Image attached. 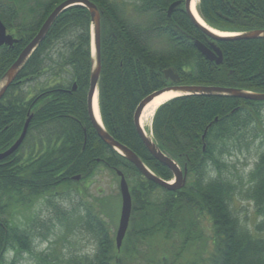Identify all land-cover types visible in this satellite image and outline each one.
Instances as JSON below:
<instances>
[{"label": "trees", "instance_id": "16d2710c", "mask_svg": "<svg viewBox=\"0 0 264 264\" xmlns=\"http://www.w3.org/2000/svg\"><path fill=\"white\" fill-rule=\"evenodd\" d=\"M62 1L0 0V20L22 38L0 49V79ZM90 1L100 11L102 123L160 178L169 180L172 173L143 145L133 114L142 99L170 83L163 75L166 68L179 75L180 84L264 93V38L216 41L223 57L216 64L194 46V40L205 45L213 40L195 26L183 3L167 16L168 6L178 0ZM197 10L218 31L264 30V0H199ZM90 38L88 10H63L18 77L31 74L47 58L48 64L59 63L63 78L75 76L81 92H56L45 102L35 100L39 93L29 97V91L22 94L11 85L0 103V153L16 141L31 114L20 147L0 160V264H15L23 253L31 254L36 233L44 232L40 237L47 239L57 224L65 233L89 237L94 246L90 253L61 254L56 263L50 253L40 254L43 264H264V101L182 95L160 105L151 123L153 141L187 169L182 188L165 189L105 144L87 121L82 95L92 65ZM256 141L258 152L248 173L230 172V156ZM100 167L115 178L121 171L129 187L131 216L119 249L112 232L118 218L115 199L92 196L85 186ZM72 195L74 204L60 208L59 200ZM238 197L253 206L252 227L235 210ZM35 202H43L47 219L31 214ZM19 206L29 216L17 215Z\"/></svg>", "mask_w": 264, "mask_h": 264}, {"label": "water", "instance_id": "95a60500", "mask_svg": "<svg viewBox=\"0 0 264 264\" xmlns=\"http://www.w3.org/2000/svg\"><path fill=\"white\" fill-rule=\"evenodd\" d=\"M193 0H178L172 2L167 9V16H170L172 10L179 6L182 2L184 4V9L188 16L191 18L192 22L195 24L197 28H199L202 32H204L212 42L208 43V46L204 45L198 40H194V45L196 49L209 61L215 62L216 64H221L223 57L220 48L215 44L216 41L223 40H235V39H256V38H264V30H250L241 33H226L215 30L208 25L198 22L194 15L191 12ZM80 5L85 7L90 15V46H91V72L89 78V89L87 93V106L90 115V119L92 122V126L98 135V137L107 144L110 148L115 150L120 155L124 156L130 163H132L135 168L139 170L143 177L146 179L156 183L157 185L168 189V190H178L182 188L186 183V175L187 169H181L180 166L174 161L169 155L161 151L158 146L154 143L151 136H147L140 124V118L145 106L156 96L160 95L166 91H173L179 93L177 96L182 95H229L237 98H243L248 100L255 101H264V93H253L249 91H245L242 89L236 88H225V87H215V86H202V85H180L175 84L171 86H167L156 90L145 97L143 100L139 102L137 105L134 114L133 121L136 128V131L147 149L150 155L165 165L172 173L173 179L170 181H166L157 175H155L143 162L142 160L127 146L119 143L114 140L110 134L105 130L101 119L96 120L93 111V102L94 97L97 95V85L98 79L100 75L101 69V61H100V13L97 9V6L92 3L90 0H64L60 4H58L52 12L47 16L36 35L33 39L26 45V47L20 52L17 59L11 64V66L6 70L0 79V99L3 96L4 92L14 80L16 74L19 72L29 55L36 48V46L40 43V41L45 36L49 27L51 26L54 19L58 16L60 12L65 10L68 7ZM201 18V17H200ZM17 40L14 39L11 35L6 33V28L3 23L0 21V46L1 45H12ZM164 77L170 79L171 81L178 82L179 77L177 73H175L171 68H167L163 71ZM176 97V96H175ZM31 116H29L23 126L22 132L17 140L4 152L0 153V160L8 157L13 152H15L20 144L22 143L27 128L30 122ZM116 174L119 177V193H120V211H119V219L117 224V230L115 233V243L117 249L120 248L125 233L129 226V220L131 215L132 201L129 192V187L126 182V179L121 171H116ZM80 176H73V179H79ZM174 181V182H173ZM173 182V183H172Z\"/></svg>", "mask_w": 264, "mask_h": 264}, {"label": "rangeland", "instance_id": "374dc122", "mask_svg": "<svg viewBox=\"0 0 264 264\" xmlns=\"http://www.w3.org/2000/svg\"><path fill=\"white\" fill-rule=\"evenodd\" d=\"M3 1V0H1ZM131 12L134 14L132 7H129ZM132 8V9H131ZM28 84H22L20 86L21 93L28 92ZM29 93V92H28ZM151 123V122H150ZM150 127V126H149ZM150 130V128H147ZM255 145L250 149H243L241 152H237L235 155L230 156V172H236L238 176H242L248 173V171L253 167L256 154L258 152L257 146L260 142L256 141ZM256 146V147H255ZM234 167V170H233ZM86 183L88 185V191L90 195L97 196L100 198L113 197L115 199L114 211L113 215L115 216L118 211H120V194H119V178H115L112 172L109 170L100 167L97 173L92 177L91 180ZM119 194V197H118ZM72 199L69 200H59L60 208L69 209L71 205L75 202V197L72 195ZM119 202V203H118ZM119 205V210H118ZM235 210L237 214L242 218L246 219L248 226L252 227L253 222H255L253 216V206L247 201L243 200V198L238 197L234 201ZM29 216V211L23 209L22 206L17 207V215L23 214ZM31 214L37 215L45 219L48 215V210H44L43 202H35L31 208ZM22 217V215L20 216ZM47 219V218H46ZM118 223V218L115 224V227L112 228V232L116 231ZM44 232L36 233L39 238H36L34 241V248L32 253H23L20 257L17 258L15 264H43L39 260L40 254H48L50 253V258L53 263H56L55 258L59 257V259L64 258V254L69 253H90V249L93 248L94 243L90 240L89 237L85 235H79L78 233L68 234L65 233V230L62 226L54 225L52 227V232L47 236V239H43L40 237ZM92 245V246H91ZM61 256V257H60Z\"/></svg>", "mask_w": 264, "mask_h": 264}, {"label": "flooded vegetation", "instance_id": "af4514ba", "mask_svg": "<svg viewBox=\"0 0 264 264\" xmlns=\"http://www.w3.org/2000/svg\"><path fill=\"white\" fill-rule=\"evenodd\" d=\"M6 33L9 34V35H11L17 41L14 42L12 45H1L0 46V49H2L5 46L12 47V46H14L17 43L22 42V38L21 37H18L17 34H16V32L11 31L10 29L6 28ZM33 37L30 39V41L33 39ZM40 43H41V41H40ZM26 45L22 48V50L26 47ZM38 45L36 46V48L38 47ZM36 48L32 51V53L29 55V57H31V55L34 53V51L36 50ZM28 58H27V60H28ZM47 62H49V61H47V58H45L44 62H42L43 64L42 65H39V67L37 68V70L33 71L31 74H28V75H26L23 78H19L18 77V73H19L18 72L16 74L14 80L9 85V87L11 85H14L15 87H20L22 84H24V85L28 84L29 87H28V90L27 91H29V97H35L37 95L36 93H39L36 96L35 100L43 97L45 102H47V98L50 95H53L56 92L61 93V94H65L67 96H71V95H73V94H75L77 92H81L80 85H82V84H79L78 83V81H77V79H76L75 76L68 74L67 76H65V78H63V75L59 71V63L58 64L56 63V64L52 65V63L48 64ZM24 64H23V66H24ZM172 83L170 81V83H167L166 86L167 85H172ZM88 89H89V81H88L87 87L84 89V93H83L82 96H83V99L85 101L87 121L90 122V124L92 126V122H91V119H90V115H89V111H88V106H87V93H88ZM4 95L5 94H3L2 98H1L2 101L0 100V103L3 102ZM75 99L80 100L79 94H77L75 96ZM29 116H31V114H29V112H28V117ZM66 116L67 117H71L74 120H76V118L73 117V116H68V115H66Z\"/></svg>", "mask_w": 264, "mask_h": 264}, {"label": "bare ground", "instance_id": "6f19581e", "mask_svg": "<svg viewBox=\"0 0 264 264\" xmlns=\"http://www.w3.org/2000/svg\"><path fill=\"white\" fill-rule=\"evenodd\" d=\"M199 0H193L192 1V6H191V12L196 18V20L200 23L203 24V21L201 20L198 11H197V4ZM179 95V93L173 92V91H166L161 93L160 95L154 97L144 108L141 118H140V124L147 136H149V129L150 128V122L151 118L153 116L154 111L164 102L170 100L171 98ZM93 111H94V116L96 120L99 122V114H98V105H97V97H94V102H93Z\"/></svg>", "mask_w": 264, "mask_h": 264}, {"label": "clouds", "instance_id": "9594fccd", "mask_svg": "<svg viewBox=\"0 0 264 264\" xmlns=\"http://www.w3.org/2000/svg\"><path fill=\"white\" fill-rule=\"evenodd\" d=\"M11 254H12V253H11V252H9V253H8V256L10 257V256H11Z\"/></svg>", "mask_w": 264, "mask_h": 264}]
</instances>
